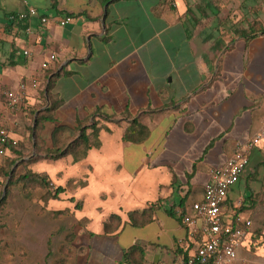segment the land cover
Wrapping results in <instances>:
<instances>
[{
	"label": "crops",
	"instance_id": "obj_1",
	"mask_svg": "<svg viewBox=\"0 0 264 264\" xmlns=\"http://www.w3.org/2000/svg\"><path fill=\"white\" fill-rule=\"evenodd\" d=\"M30 2H11L13 8L0 12V125L24 142L43 81L59 71L51 93L60 103L41 133L47 146L62 128L57 140L67 143L79 124L93 122L95 110L114 116L96 115L100 146L79 159L67 154L28 163L46 173L53 188H65L39 207L50 217L68 210L75 222L67 236L50 235L48 252L35 253L33 263L175 264L186 258L201 233L191 234L184 215L203 199L211 169L224 166L235 143L251 138L264 123V33L239 35L220 46L202 40L200 28L191 26L196 22L186 17L188 0ZM30 5L49 17L46 25L31 19L32 34L26 32L28 22L8 20ZM66 15L73 20L58 25ZM22 81L28 83L25 100L8 108L7 91ZM134 118L149 131L142 141L124 139ZM244 178L251 194L264 180V138L239 181ZM232 190L225 206L229 219L237 217L244 196L234 200ZM250 231L235 264H264V234L257 240ZM58 239L66 249L50 259Z\"/></svg>",
	"mask_w": 264,
	"mask_h": 264
},
{
	"label": "rangeland",
	"instance_id": "obj_2",
	"mask_svg": "<svg viewBox=\"0 0 264 264\" xmlns=\"http://www.w3.org/2000/svg\"><path fill=\"white\" fill-rule=\"evenodd\" d=\"M27 1L31 4V0ZM11 2L24 3V0H0V5H2L0 12L3 13L4 9L13 8L14 4ZM188 6L190 12L186 17L191 23L196 22L195 24L192 23L191 26L199 27L202 40L203 38L212 39V43H215L216 46H220L226 41L228 43L233 41L236 36H239L236 31L238 29L251 30L252 33L253 30H260L264 26V0H188ZM194 18H196V21H194ZM194 37L196 38V36ZM161 63L163 67L166 66V57L161 59ZM22 82L27 87V81ZM43 84L40 90L41 102L35 107L43 106L46 103L44 95L45 79ZM26 91L23 93L19 104L25 100ZM17 111L19 110L14 112ZM32 122L33 116L29 113L28 120L25 123L26 139L17 145L23 144L21 150L27 157H34L33 154L35 155L34 147L32 149L30 141ZM24 167L28 168V164ZM1 182L0 179V190L2 189ZM246 185V178L236 182L233 185L231 195L234 200L239 195H244L236 210L241 215L248 217L246 219L252 221L251 227L257 233L256 238L259 240L264 234V180L261 179L254 184L252 197L249 200H246V195L251 194V192L246 190ZM31 190V202L8 203L0 209V264H34V258L37 257L35 253L41 255L43 251L44 254L48 252L50 244L46 242V239L50 235H56V237L67 236L72 230V225L75 224L68 210L50 217L46 209L39 207L42 192L35 188ZM243 204L246 206H243ZM230 209L232 213L234 208L231 207ZM53 218H56L54 221L55 226L52 225ZM41 237H43V240ZM58 241L59 239L52 244V249L55 251L52 252L50 259L63 256L62 253L65 251L66 245L63 241ZM257 245L258 242L255 246Z\"/></svg>",
	"mask_w": 264,
	"mask_h": 264
},
{
	"label": "built area",
	"instance_id": "obj_3",
	"mask_svg": "<svg viewBox=\"0 0 264 264\" xmlns=\"http://www.w3.org/2000/svg\"><path fill=\"white\" fill-rule=\"evenodd\" d=\"M24 1L27 2V0ZM36 17L39 18L41 25L49 23V17L40 14L39 10L31 5L22 11L10 13L8 20L15 24L28 22L26 32L32 34L35 31L30 21ZM72 20L73 16L66 15L56 21L58 25L65 26ZM23 54L24 56H30L31 52L24 49ZM54 58L55 55L51 54L50 59ZM36 84L37 82L34 81L33 85ZM25 90L26 84L24 82H20L18 89L8 90L7 107L13 109L18 105ZM263 138L264 123L251 138L244 142L238 141L235 143L234 149L224 166L211 169V177L204 186L203 199L193 202L191 204L193 213L185 214L183 217L184 222L192 229L191 234L196 231L201 233V242L194 252L175 264L236 263L239 249L250 236L252 221L237 216L236 223H234V219L227 218L225 206L231 187L241 178L250 162L253 149L260 144ZM10 141L17 142L11 137L7 128L0 125V155L5 153V146ZM153 264L160 263L154 262ZM242 264H246V262Z\"/></svg>",
	"mask_w": 264,
	"mask_h": 264
},
{
	"label": "trees",
	"instance_id": "obj_4",
	"mask_svg": "<svg viewBox=\"0 0 264 264\" xmlns=\"http://www.w3.org/2000/svg\"><path fill=\"white\" fill-rule=\"evenodd\" d=\"M206 15V14H205ZM252 27V26H251ZM238 35L248 36L251 34H256L257 32L264 33V26L260 30H251L246 29H238L236 30ZM60 71L55 74L48 73L47 78L45 80V94L47 107L39 110L40 107H36L32 110L31 115L33 116V122L35 120V125L30 127V141L32 144V149L34 147L35 155L29 159H26L27 156L22 152L21 147L23 144L20 143L18 145V141L13 143L10 141L5 146V153L0 155V179L2 189L0 190V209L3 208L5 204L18 202V203H28L31 202V194L33 188L39 189L42 193L40 195V201L46 200L48 197L57 198L58 195L65 190L62 186H58L53 188L49 176L46 173H41L37 171H33L29 168H25L24 166L29 162L36 161L42 157L47 158H60L67 154H73L75 159H79L81 156L85 155L87 151L91 147L100 146V138L99 132L101 126L98 125V121L95 119L96 115H100L106 119L114 118L113 115L106 114L101 110H95L94 112V120L91 124L80 125L77 128V132L73 137H68V142L63 144L59 143V139L57 140V134H63L62 129H56L53 133V137L55 143L53 146L49 147L46 144V141L42 137V130L44 129L45 122L53 119V115L51 114L55 107L60 103L59 100H55L51 93L53 88L55 78L60 75ZM48 98V99H47ZM37 112V114H36ZM91 129L90 132L87 130ZM148 129L141 124L137 118H134L130 124V126L126 129L124 134V139L133 140V141H142L148 136ZM34 134V136H33ZM33 150V152H34ZM15 166V169L12 173L11 178L8 180L10 172L12 168ZM22 168V169H21ZM6 187V193L4 194V189ZM16 187V188H13ZM18 195V196H17ZM17 196V198H16ZM252 194L246 195V200L251 199ZM243 206H246L243 204ZM144 212V211H143ZM130 215L133 212H129ZM240 214L236 210V215ZM112 218L117 217L116 215H112ZM149 219H143L141 222L145 223ZM234 223H236V216L234 219ZM107 230L109 229L106 226ZM253 237H257V233L253 231ZM1 246V242H0ZM4 264V263H1Z\"/></svg>",
	"mask_w": 264,
	"mask_h": 264
},
{
	"label": "water",
	"instance_id": "obj_5",
	"mask_svg": "<svg viewBox=\"0 0 264 264\" xmlns=\"http://www.w3.org/2000/svg\"><path fill=\"white\" fill-rule=\"evenodd\" d=\"M34 125H35V121H34ZM33 136H34V134H33ZM14 169H15V166L12 168V170H11V172H10V175H9V178H8V180L11 178V176H12V173H13ZM3 193H4V194L6 193V187H5V189H4V192H3Z\"/></svg>",
	"mask_w": 264,
	"mask_h": 264
}]
</instances>
